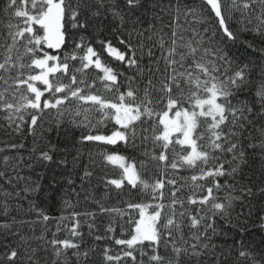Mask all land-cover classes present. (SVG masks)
<instances>
[{"label":"snow or ice","instance_id":"1","mask_svg":"<svg viewBox=\"0 0 264 264\" xmlns=\"http://www.w3.org/2000/svg\"><path fill=\"white\" fill-rule=\"evenodd\" d=\"M0 12L9 19L0 44V84L4 86L0 113L6 134L23 135L27 129L33 137L32 151L39 153L37 159L49 163H57L58 149L50 142L41 147L36 136L43 139L46 131L65 122L84 130L73 148L89 143L121 145L140 153L139 158L114 151L100 153L101 167L114 165L120 170L119 178L105 177L106 186L147 197L128 202L124 209L101 205V213L126 218L132 225L126 238H116L115 221L109 222L105 232L120 249L104 247L103 264L226 262L223 252L216 254L218 246L210 233L216 232L215 217H223L232 204L234 183L222 184L221 178L234 182L249 158L257 155L264 169V71L251 100L240 98L251 83L248 66L233 68L229 54L212 43L215 31L211 28H204L202 34L193 27L186 37L181 14L185 22L189 15L204 24L214 22L215 30L233 43L239 35L232 21L239 14L245 21L243 30L264 39V0H201L197 10L188 9L181 0H3ZM148 12L152 15L146 19ZM158 23L162 27L157 28ZM145 56L151 62L148 65L143 63ZM106 122L112 126L110 134L91 131ZM23 147V143L5 142L0 152ZM3 160L7 166L9 157ZM90 161L95 166L91 157ZM66 162L60 159L58 166ZM149 171H153L152 180L145 178ZM92 175L84 169V177ZM19 178L18 173L0 171V182L8 186L0 189L4 216L9 213L8 198H21L14 187ZM225 188L229 192L221 197ZM23 191L24 199L28 194L35 197L29 206L37 220L20 223L46 225L52 217L45 211L48 193L41 182ZM260 191L264 195V187ZM241 192L253 195L250 188ZM80 215L71 212L56 225L59 232L63 220H70L68 231L78 240L59 239L55 233L51 239L39 237L57 259L72 250L77 260H88L89 251H81ZM84 215L93 220L96 216ZM15 224L14 217L0 223V233L18 241L5 245L0 264H38L36 249L25 247L30 238ZM104 238L95 237L97 241ZM236 251L238 259L248 264H264V244L253 251L241 241Z\"/></svg>","mask_w":264,"mask_h":264},{"label":"trees","instance_id":"2","mask_svg":"<svg viewBox=\"0 0 264 264\" xmlns=\"http://www.w3.org/2000/svg\"><path fill=\"white\" fill-rule=\"evenodd\" d=\"M165 3H167V0H165ZM181 3L191 10H197L201 7V0H181ZM2 4L3 0H0V7H2ZM141 14L143 15V13ZM151 15L152 13L148 12L145 18H150ZM8 22L9 19L5 17L3 12H0V44L4 42L3 32ZM167 23L166 19L165 25ZM232 24L233 31L239 35V39L234 43L226 40L221 32L215 30L214 22L204 24L199 22L198 17L192 15H189L187 22H185V17L181 14V25L186 37L189 35V30L193 27L197 31H201L202 34L204 28H211L215 31L212 43L229 54L233 60V68L243 65L248 66V70L251 72V83L240 94V98L251 100L255 93V85L259 84L261 72L264 71V39L255 36L249 31H244L245 21L239 17V14L234 17ZM160 27L162 26L158 23L157 28ZM100 31H104L103 25H101ZM164 31H168L166 27ZM105 34L112 38L110 33ZM96 35L99 36V33L97 32ZM205 39L207 40L208 36H205ZM133 43H135V39ZM2 51L3 49H0V53ZM20 51L23 53V48ZM107 59L112 62L113 66H116L117 62L112 61L111 58ZM25 62H27V58H25ZM143 63L148 65L151 62L145 56ZM3 87L0 84V88ZM50 119L52 117L46 118V120ZM111 127V124L106 122V125L101 124L97 128L91 129V131L98 134H110ZM45 128H47V124H45ZM5 129L3 114L0 113V147H3L5 142L23 143L24 147L13 151L0 152V171H6L13 175L18 173L20 178L14 181V187L16 191L20 192L21 197L20 199L8 198L9 213L8 216H4L2 209H0V223L11 222V219L15 218V229L30 238L25 247L30 245L31 248L36 249L34 258L38 261V264H103L102 250L104 247L107 246L114 251H119L120 246L114 244L111 235L107 234L105 229L110 221H115V237L126 238L132 225L125 222L126 218L121 220L115 214L101 213V205L105 208L124 209L128 202L146 200L147 197L142 192H135L130 189L123 191L115 189L114 186H106L104 183L105 177L119 178L120 170L114 165L101 167L100 153L114 151L122 155L137 156L138 158L140 153L121 145L101 146L89 143L77 144V147L73 148V143L79 141L81 132L84 130L65 122L58 129L46 131L43 139H41L39 134L36 136V142L41 147L50 142L58 149L54 153V160L57 163L42 162L37 159L39 153L32 151L33 137L27 132V129L24 130L23 135L13 133L11 136L6 134ZM74 155H78V160H73ZM4 156L9 157L7 166L4 164ZM90 157L95 161V166L90 161ZM65 158L66 164L58 166L59 160ZM85 168L92 171L93 175L91 177H84ZM13 169L15 170L14 172ZM262 172H264V169H262L260 158L257 155L249 158L248 165L244 167L241 174L236 176L234 182L232 179L225 181V178H221L222 184L232 185L234 183V187L230 190V194L233 197L231 207L227 209L223 217L220 215L215 217L214 226L216 232L215 234L210 233L212 243L218 246L216 254L220 255L223 252L224 256L227 257V261H222V264H248L247 261L237 257L236 250L241 241L244 242L249 250L253 251H258L264 244V220H261V217H264V195L260 191L261 187H264L261 184V181L264 180ZM145 178L152 180L153 171L147 172ZM38 180L48 193V206L45 211L52 219L46 225L39 222L20 223L21 221L37 220L36 213L30 210L29 206V201H33L35 197L32 194H28L27 198L24 199L26 194L23 190ZM69 180L72 181L71 184L68 183ZM7 187L0 182V189ZM244 188H250L253 195L243 196L241 190ZM8 190L11 191L12 189L8 188ZM228 192L229 189L227 188L222 190L220 193L221 197L227 195ZM3 198V191L0 190V199ZM65 201L71 204V207H68ZM71 212L81 213L79 217L80 231L83 233L81 251H89V257L86 262L83 259L77 260L73 256L72 250H68L66 257L62 255L57 259L53 249L46 245V240L39 239L41 235H44L46 239H51L53 233H55L59 239L78 240V237H72L68 231L72 223L70 220H63L61 223L62 230L59 232L56 230V225L61 222V218L68 217ZM89 212L96 214L94 220L84 215V213ZM133 216H135V213H133ZM90 225H92L91 228ZM96 235H101L105 238L97 241L95 239ZM9 242L15 245L18 241L14 236L0 233V256H2L5 245L9 244ZM205 264H213V261L206 260Z\"/></svg>","mask_w":264,"mask_h":264}]
</instances>
